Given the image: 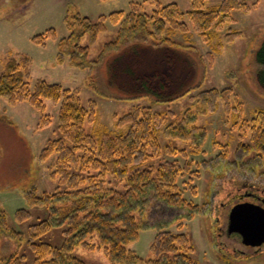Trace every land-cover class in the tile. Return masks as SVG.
<instances>
[{"label": "trees", "instance_id": "1", "mask_svg": "<svg viewBox=\"0 0 264 264\" xmlns=\"http://www.w3.org/2000/svg\"><path fill=\"white\" fill-rule=\"evenodd\" d=\"M234 9L247 10L249 6L243 0H221L213 5L208 0H190L189 8L183 10L176 2L145 0L131 2L127 11L100 15L94 21L78 13L66 15L68 34L56 41L57 57L91 75L93 64L123 42H131L126 45L131 47L146 41L153 48L191 50L193 42L188 36L192 31L208 45L207 56L213 59L212 55L238 34L226 27L233 21ZM108 25L115 28L92 60L91 48ZM49 36L56 37L53 28L34 40L44 44ZM254 60L259 66L256 79L264 90V41L255 51ZM29 66L30 59L24 54L5 58L0 72V97L9 103L26 100L40 113L44 111L45 100L58 103V137L46 141L39 157L42 161L49 160L50 174L57 176L62 185V189L54 192L37 195L32 188L25 194L29 204L49 209L46 219L28 229L32 264H87L73 255L78 246L101 247L112 264H199L193 257L188 234L170 230L174 220H189L202 209V205L184 196L187 188L195 195L192 181L199 176L192 169L193 158L188 159L187 155L204 153L202 145L207 131L197 125V115L213 113L222 104L225 121L238 131L234 156L240 165L247 163L243 158L249 154L255 158L264 156V108L254 109L247 118L232 86L218 89L189 85L166 97L155 92L128 93L129 98L148 96L156 102H172L188 96L189 102L178 113L180 116L174 117L176 113L172 112V119L167 120V113L137 103L120 116L114 113L109 128L98 117V102L94 97L84 103L78 88H65L44 79H36L31 85ZM94 82L90 78V88ZM51 121V116L43 113L40 125H49ZM212 144L227 156L228 143L213 140ZM177 156L184 159L183 163ZM157 207L176 213L168 220L162 216L156 218L151 212ZM19 211L20 218L27 216L25 209ZM61 223L64 228L60 245L32 241V236ZM142 224L157 230L151 244L153 256L147 261L128 247L137 238ZM21 236L8 227L5 211L0 208V238L19 240ZM91 237L96 243L89 241ZM22 257L12 251L0 256V264H21Z\"/></svg>", "mask_w": 264, "mask_h": 264}, {"label": "rangeland", "instance_id": "2", "mask_svg": "<svg viewBox=\"0 0 264 264\" xmlns=\"http://www.w3.org/2000/svg\"><path fill=\"white\" fill-rule=\"evenodd\" d=\"M159 1L162 4L176 2L186 10L190 0ZM220 1L208 0V4ZM243 1L249 9H234L231 12L233 21L226 25L237 31V36L224 43L221 50L212 55L213 59L207 56L208 45L189 31V41L193 42L191 50L153 48L147 46L146 41H139L143 45L131 47L126 46L131 42H123L93 64L89 75V72L71 67L57 57L56 41L68 34L65 16L78 13L94 21L100 15L127 11L131 2L144 3L145 0H0V72L5 58L17 53L28 56L31 85L36 79H44L65 88H78L84 103L90 97L97 100L98 117L109 128L114 113L120 116L137 103L152 106L156 111L167 113V120L172 119V112L176 113L175 117L184 110L189 102L188 96L172 102H156L148 96L129 98L128 93L155 92L166 97L189 85L218 89L232 86L242 102L243 115L249 118L254 109L264 108V90L257 82L258 64L254 60L255 51L264 41V0ZM51 28L56 37L49 36L44 44L35 42L36 36ZM114 28L108 25L107 31L100 34L91 48L92 60ZM176 38L182 40L181 36ZM89 77L96 82L92 88L88 85ZM196 92L194 90L193 94ZM44 103L41 113L49 114L52 121L41 126L42 114L28 101L9 103L0 97V208L5 211L8 227L22 235L19 240L0 238V256L15 251L24 256L21 264L33 262V254L27 245L31 238L29 227L49 215L47 206L29 204L26 192L34 188L40 195L43 191L62 189L58 177L50 174L49 160L42 161L39 157L46 141L58 137V103L50 100ZM197 116V125L207 131L202 145L204 153L194 157L187 155L188 159L193 158L192 169L197 170L199 176L192 181L196 186L195 195L187 188L184 196L202 205V209L189 220H174L170 230L188 234L193 257L199 264H264V245L255 252L241 240L225 235L228 214L235 203L251 200L255 203V193L264 197V156L255 158L249 154L243 158L247 163L237 165L234 149L238 143L235 135L238 131L231 129L230 122L225 121L221 103L213 113ZM213 140L229 144L227 156L222 155L221 148L213 146ZM177 158L183 163L182 157ZM21 209L27 211L23 219L18 215ZM156 209L151 212L156 218L162 216L168 220L176 213L161 210V207ZM63 228V223L56 224L44 233L32 236V241L60 245ZM156 231L143 225L137 238L128 246L144 261L153 256L151 244ZM89 241L96 243L94 237ZM73 255L87 264H112L101 247L78 246Z\"/></svg>", "mask_w": 264, "mask_h": 264}, {"label": "water", "instance_id": "3", "mask_svg": "<svg viewBox=\"0 0 264 264\" xmlns=\"http://www.w3.org/2000/svg\"><path fill=\"white\" fill-rule=\"evenodd\" d=\"M228 220L227 231L238 233L243 244L258 246L264 242V207L249 201L235 203Z\"/></svg>", "mask_w": 264, "mask_h": 264}, {"label": "flooded vegetation", "instance_id": "4", "mask_svg": "<svg viewBox=\"0 0 264 264\" xmlns=\"http://www.w3.org/2000/svg\"><path fill=\"white\" fill-rule=\"evenodd\" d=\"M251 197H253V196H251ZM255 199H256V201H254L255 203L260 204L261 206L264 207V197H262V196L258 195L257 193H255ZM251 202H253V201L251 200ZM225 231H226L225 232L226 236H228V237H230V238H232L234 240H238V241L241 240V237H240L239 234H237V233H228L226 229H225ZM263 245H264V243L261 244L260 246H253L252 249L256 252Z\"/></svg>", "mask_w": 264, "mask_h": 264}]
</instances>
